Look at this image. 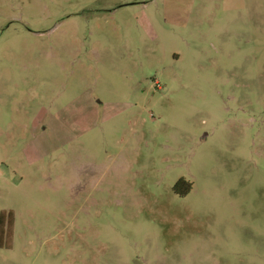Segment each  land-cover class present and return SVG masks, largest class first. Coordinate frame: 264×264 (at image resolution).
I'll return each mask as SVG.
<instances>
[{"label": "rangeland", "instance_id": "rangeland-1", "mask_svg": "<svg viewBox=\"0 0 264 264\" xmlns=\"http://www.w3.org/2000/svg\"><path fill=\"white\" fill-rule=\"evenodd\" d=\"M1 214L0 264H264V0H0Z\"/></svg>", "mask_w": 264, "mask_h": 264}, {"label": "trees", "instance_id": "trees-1", "mask_svg": "<svg viewBox=\"0 0 264 264\" xmlns=\"http://www.w3.org/2000/svg\"><path fill=\"white\" fill-rule=\"evenodd\" d=\"M181 182V181H180ZM2 226V214L0 215V227Z\"/></svg>", "mask_w": 264, "mask_h": 264}]
</instances>
